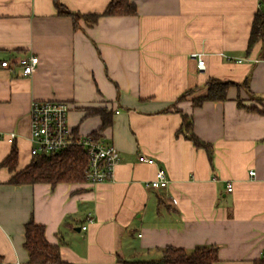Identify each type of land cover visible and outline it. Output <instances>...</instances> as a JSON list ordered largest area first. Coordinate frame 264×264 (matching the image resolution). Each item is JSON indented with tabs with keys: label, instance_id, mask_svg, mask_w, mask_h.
I'll return each mask as SVG.
<instances>
[{
	"label": "crops",
	"instance_id": "1",
	"mask_svg": "<svg viewBox=\"0 0 264 264\" xmlns=\"http://www.w3.org/2000/svg\"><path fill=\"white\" fill-rule=\"evenodd\" d=\"M111 1L0 0L2 264H29L31 220L73 264L159 259L169 246H216L214 264H263L264 39L249 53L248 45L264 0H130L136 15L91 24ZM30 56L39 64L25 77L16 62ZM211 80L231 85L227 100L195 106ZM34 100L67 102L75 132L97 133L118 150L113 182L9 183L14 173L2 164L13 148L17 171L33 158ZM103 112L111 123L101 130ZM184 116L210 150L191 141ZM158 169L165 189L149 185Z\"/></svg>",
	"mask_w": 264,
	"mask_h": 264
},
{
	"label": "trees",
	"instance_id": "2",
	"mask_svg": "<svg viewBox=\"0 0 264 264\" xmlns=\"http://www.w3.org/2000/svg\"><path fill=\"white\" fill-rule=\"evenodd\" d=\"M136 15V7L130 0H112L103 14L90 17V23L95 24L103 16H133ZM74 20L79 16L73 15ZM264 39V13L258 12L254 18L248 45V53ZM229 83L211 80L207 84V93L193 100L195 106L205 102H224L227 100ZM193 91L185 93L179 101L185 100L192 95ZM241 106L242 103L240 104ZM249 110H252L251 108ZM264 113V112H262ZM104 130L111 123L107 113H101ZM184 131L189 133V138L199 147L210 150V146L201 142L191 131L192 121L189 117H183ZM97 134V133H95ZM18 150L13 148L9 157L3 162L2 167L14 173L9 180L12 185L34 184H72L85 182V170L88 166V156L82 147H71L59 154L51 156H35L30 164L24 169L17 171ZM24 248L28 254L29 264H73L62 258L58 246L48 242L45 235V226L36 224L33 220L25 225ZM159 259L153 260H123L119 264H214L218 260L216 246H202L186 251L181 248L166 247L161 251ZM0 264L2 259L0 258ZM264 264V260H263Z\"/></svg>",
	"mask_w": 264,
	"mask_h": 264
},
{
	"label": "built area",
	"instance_id": "3",
	"mask_svg": "<svg viewBox=\"0 0 264 264\" xmlns=\"http://www.w3.org/2000/svg\"><path fill=\"white\" fill-rule=\"evenodd\" d=\"M191 58L196 60L199 72L206 71L202 54H192ZM16 63L21 67L23 75L30 77L37 70L39 58L37 56L24 57ZM1 66L8 68L12 66V63L3 61ZM70 110V105L64 101H32L30 107L31 156H51L71 147H82L88 156V166L84 173L85 182L93 186L113 182L116 167L120 162L118 150L96 134L81 135L75 132L68 122ZM15 136V134H11L10 141H13ZM138 161L149 165L156 164L154 158L145 155H140ZM254 174L253 171L250 172L251 176ZM169 184V179L163 169H158L155 179L149 183L153 189H165ZM227 190L231 192L233 184L229 183Z\"/></svg>",
	"mask_w": 264,
	"mask_h": 264
}]
</instances>
